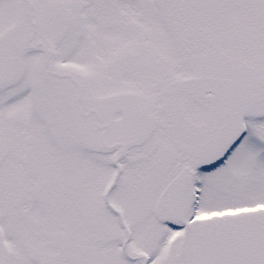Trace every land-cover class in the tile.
Returning <instances> with one entry per match:
<instances>
[{"label":"snow or ice","instance_id":"snow-or-ice-1","mask_svg":"<svg viewBox=\"0 0 264 264\" xmlns=\"http://www.w3.org/2000/svg\"><path fill=\"white\" fill-rule=\"evenodd\" d=\"M0 264H264V0H0Z\"/></svg>","mask_w":264,"mask_h":264}]
</instances>
